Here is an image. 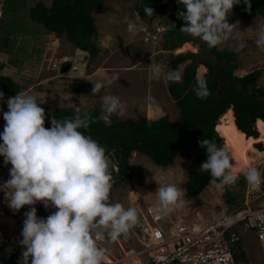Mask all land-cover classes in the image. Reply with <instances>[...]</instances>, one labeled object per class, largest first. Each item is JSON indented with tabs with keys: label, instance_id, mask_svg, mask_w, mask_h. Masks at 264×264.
Here are the masks:
<instances>
[{
	"label": "rangeland",
	"instance_id": "rangeland-1",
	"mask_svg": "<svg viewBox=\"0 0 264 264\" xmlns=\"http://www.w3.org/2000/svg\"><path fill=\"white\" fill-rule=\"evenodd\" d=\"M38 1L46 6L51 3V0H0V75L8 76L17 82L20 85L18 93L34 95L40 107L50 109L79 107L81 111L97 107L102 115L105 114L102 111V98L111 94L119 96L126 105L123 115L112 114L118 119L136 118L138 115L151 118L159 115L161 111L166 112L170 120L176 117L179 109L169 91L170 81L150 78L149 64L152 58L156 63L168 65L170 70L179 69L183 74L184 67L189 61L173 63L169 59L181 51L196 52L198 46L184 42V46L182 44L183 47L175 51L163 46L164 32L169 27L165 22H170V27L184 24V21L178 18L177 12L170 8L168 0H160L166 5L165 14L163 17L154 18L152 22L138 16L136 5L140 0H105L102 7L93 9L91 13L97 28L95 44L99 48L94 57L76 48L64 34L59 37L49 36L50 31L42 23L34 21L30 15L31 7ZM237 16L239 15L231 10L228 23L231 25L239 22L237 29L240 34L237 29L234 30L226 41L215 48L219 51L229 49L238 55L239 65L234 71L236 76H243L256 68L261 69L258 84L264 86V57L256 53L261 47L257 50L258 37H254L258 35L260 28L264 27V19L251 18L246 21ZM129 20L135 22L140 29L135 36L127 32ZM243 24L245 29L241 31L239 26ZM155 26L161 27L159 33L153 32ZM197 40L202 42V54L216 60L215 55L208 51V45L199 38ZM2 53L5 54L4 60L1 59ZM72 59L77 63L76 67H73ZM64 62H69L66 70H62ZM4 64L6 68L3 67ZM199 66L200 64L197 65L195 78H201L207 72L204 65L202 72ZM114 75L119 79L108 85L105 77L111 78ZM98 81L104 82L105 87L99 93L91 94L93 83ZM71 82L87 83L86 92L73 93L69 88ZM149 97L152 99L149 100ZM7 110V99L3 98L0 100V130L4 128L3 113ZM232 112L230 107L223 117L217 120V123H220L217 127L224 142L222 147L226 148L233 164L231 171L239 174V179L234 185L225 186L223 189H217L214 184L209 183L195 198H188L185 195V207L174 209L176 212L187 216L198 214L199 217L216 216L228 210L229 205L224 196L226 188L241 193L243 202L249 200V204L263 198L264 184L253 189L245 179L242 186L241 177H245L250 167H256L264 174V151H257L253 147L252 137L250 141H246L236 132ZM254 128L258 129L255 122ZM260 135L264 137L261 133ZM193 155V151L188 149L179 153L171 165L159 166L148 156L133 151L129 158L133 177L112 186L111 202L120 203L126 208L134 207L133 204L140 205L141 208L148 204H159L155 194L159 186L175 183L185 189ZM110 161L114 162L111 159ZM10 168L11 165H4L3 157H0V179L3 181L9 179ZM34 206L38 217L46 218L55 211L51 207L45 209L39 202ZM28 209L29 206L26 205L25 212ZM244 234L247 262L242 261V264H264V252L260 243L251 233L246 231ZM122 236L127 245L133 246L138 243L135 238L133 240L131 229ZM129 236H132L130 240ZM101 244L106 249V254L114 256L116 245L108 242Z\"/></svg>",
	"mask_w": 264,
	"mask_h": 264
},
{
	"label": "clouds",
	"instance_id": "clouds-1",
	"mask_svg": "<svg viewBox=\"0 0 264 264\" xmlns=\"http://www.w3.org/2000/svg\"><path fill=\"white\" fill-rule=\"evenodd\" d=\"M178 3L185 9L177 12L184 21L180 31L198 37L210 48L226 41L237 29L239 22L230 25L227 17L241 0H178ZM243 3L246 10L250 9L249 0ZM144 11L149 16L154 14V9L147 5ZM156 27L160 26L153 27V32L159 33L161 29L156 32ZM139 30L135 22H127L130 35L135 36ZM256 44L264 47V27L258 32ZM151 61L150 78H163L166 82L182 80L179 69L170 70L168 65L156 63L152 58ZM118 79L115 75L105 77L108 85ZM103 87L104 82L93 83L91 94L99 93ZM193 91L201 99L210 95L203 77L197 80ZM3 98L4 93L0 92V100ZM39 105L34 95L25 92L9 97L0 133V157L4 165H11L9 179L0 183V191L14 212L29 206L23 214L19 244L25 250L19 264H104L106 249L97 243L104 233L97 230L103 228L115 241L137 224L139 209L110 200L113 186L110 158L104 147L85 134L94 118L77 107L74 117L53 118L51 127L46 128V113ZM125 108L119 96L105 95L102 98L105 114L99 119L110 127L112 114L123 115ZM199 144L207 153L200 170L209 172L211 183L217 189L234 185L239 174L231 171L233 164L227 150L211 139L200 140ZM245 179L253 189L264 184V174L256 167L246 171ZM155 194L163 213L186 205V189L175 183L159 186ZM37 202L55 211L46 218L38 217L34 206ZM225 222L231 223V218L225 216Z\"/></svg>",
	"mask_w": 264,
	"mask_h": 264
},
{
	"label": "trees",
	"instance_id": "trees-1",
	"mask_svg": "<svg viewBox=\"0 0 264 264\" xmlns=\"http://www.w3.org/2000/svg\"><path fill=\"white\" fill-rule=\"evenodd\" d=\"M105 0H51L49 6L38 1L31 7V18L44 27L54 32L57 37L64 34L66 38L80 50L87 51L91 57L96 56L99 48L95 44L97 28L91 11L102 7ZM174 12L183 11L184 6L178 0H168ZM250 9L241 0L234 5L232 12L244 19L253 15L264 16V0H249ZM154 9V14L149 16L144 7ZM165 3L160 0H140L136 5V11L141 19L149 22L158 16L165 14ZM229 21V17H227ZM164 32L163 46L168 50L179 49L184 42H191L198 46L196 52L181 51L169 60L173 63L189 61L184 67L182 80L170 82L169 91L175 99L178 113L170 120L166 112L151 118L138 115L136 118L118 119L111 116V126H106L97 107H90L88 112L94 122L90 123L85 132L90 135L106 150V155L118 164L117 173L113 175V186H116L133 177L130 169L129 158L133 151L148 156L159 166L171 165L175 157L182 151L191 149L193 158L190 161L188 179L185 182L186 197L195 198L207 184L213 179L209 172L201 171L200 165L207 159V153L199 144L200 140H215L218 147H222L221 136L217 130L218 118L225 111L232 108L233 126L236 132L244 139L255 138L253 144L257 151H264V86L258 84L261 69L256 68L243 76L234 75L238 67V55L229 49L217 50L210 48L209 52L215 55L216 60L203 55L202 42L189 34L182 33L177 25ZM207 51V52H208ZM202 72L204 65L207 72L202 76L209 89L210 95L206 98H198L193 91L199 78H195L197 65ZM69 62L62 64V70H66ZM87 83L71 82L69 88L73 93H85ZM20 85L8 76L0 75V92L8 99L16 95ZM46 113L45 127L49 128L53 118H72L76 114L71 107L50 109L42 107ZM81 111V112H85ZM235 116V122H234ZM223 117V116H222ZM260 118V119H258ZM263 120V121H262ZM254 122L258 127L254 128ZM236 123V124H235ZM237 125V126H236ZM216 127V130H215ZM241 131H239V129ZM256 127V126H255ZM4 129V128H3ZM0 130V133L3 132ZM83 131V130H82ZM248 136L245 138V134ZM245 177H241V185H244ZM239 193V192H238ZM235 193L232 188H226L224 192L228 208L240 206L243 203L241 193ZM247 262V256L241 251L239 257ZM0 264H11L9 261L0 260Z\"/></svg>",
	"mask_w": 264,
	"mask_h": 264
},
{
	"label": "built area",
	"instance_id": "built-area-1",
	"mask_svg": "<svg viewBox=\"0 0 264 264\" xmlns=\"http://www.w3.org/2000/svg\"><path fill=\"white\" fill-rule=\"evenodd\" d=\"M160 29L155 28L156 32ZM117 170V162H111L112 177ZM24 207L16 212L11 210L0 191V259L13 264H19L25 250L19 244ZM143 209V216L131 228L136 245L123 246L119 242L123 236L112 241L106 230H97L104 233L103 238L97 239L98 246L102 247L101 242L116 245L114 256L106 254L108 260L104 264H242L238 257L247 250L246 231L264 252V195L254 204L248 200L216 216L201 218L175 210L163 213L157 204L145 205ZM225 216L231 218V223L225 222Z\"/></svg>",
	"mask_w": 264,
	"mask_h": 264
},
{
	"label": "crops",
	"instance_id": "crops-1",
	"mask_svg": "<svg viewBox=\"0 0 264 264\" xmlns=\"http://www.w3.org/2000/svg\"><path fill=\"white\" fill-rule=\"evenodd\" d=\"M236 17V16H235ZM262 18V19H264V16H261V15H253V16H251L249 19H251V18H253L254 20H257V19H259V18ZM237 18H240L241 20H249V19H244L243 17H241V16H237ZM237 28H238V26H237ZM239 28H241V31H243V29H245V25L243 24V26L241 25V27L239 26ZM245 31V30H244ZM237 32L239 33V29H237ZM259 32V31H258ZM257 32V33H258ZM50 35L49 36H53V35H55L54 34V32H50L49 33ZM240 34V33H239ZM254 37L255 38H257L258 37V35H254ZM185 44V43H184ZM184 44H183V46H184ZM72 45V44H71ZM182 46V47H183ZM181 47V48H182ZM257 50H258V46H257ZM257 50H255V51H257ZM83 51V50H82ZM85 51V50H84ZM254 51V50H253ZM87 52V51H86ZM5 53H7V52H5ZM252 53V52H251ZM258 55H262V57H264V47H261L259 50H258V52H256ZM87 54H88V56H89V53L87 52ZM4 53H2V57H1V59L2 60H4L3 58H4ZM8 55V54H7ZM248 58H249V55H248ZM73 60V59H72ZM72 62V64H73V67H76V65H77V63L73 60V61H71ZM23 65V64H22ZM21 65V66H22ZM239 65V64H238ZM3 67H5L6 68V65L4 64L3 65ZM238 68V67H237ZM254 70V69H253ZM249 72H251V71H249ZM248 72V73H249ZM261 72H262V70H261ZM247 74V73H246ZM245 74V75H246ZM261 77V74H260V76H259V78ZM259 80V79H258ZM259 119V118H258ZM258 130V129H257ZM259 132V131H258ZM260 134V133H259ZM261 136V135H260ZM151 203V202H150ZM134 205V207H137L138 209H139V214H138V217H141V215L143 216V214H144V209L143 208H141L140 207V205L138 206V205H135V204H133ZM198 216V215H197ZM199 217V216H198ZM203 217H205V216H203ZM199 218H201V217H199ZM130 237L132 238V236H129V240H130ZM124 237L123 238H120V244H122L123 246H128L127 244H125L124 243Z\"/></svg>",
	"mask_w": 264,
	"mask_h": 264
},
{
	"label": "bare ground",
	"instance_id": "bare-ground-1",
	"mask_svg": "<svg viewBox=\"0 0 264 264\" xmlns=\"http://www.w3.org/2000/svg\"><path fill=\"white\" fill-rule=\"evenodd\" d=\"M225 113H226V111H225ZM225 113H224V114H225ZM224 114H222V115L220 116V118H221ZM232 121H233V119H232ZM215 128H216V127H215ZM217 130H218V127H217ZM239 131H240V130H239ZM243 133H244V132H243ZM245 138H247V137L245 136ZM248 140L250 141L251 138H249ZM254 140H255V138H254ZM252 145L254 146L253 143H252ZM254 147H255V146H254ZM224 148H225V147H224ZM255 148H256V147H255ZM225 149H226V148H225ZM256 149H257V148H256ZM157 206H159V204H157ZM198 216H199V214H198ZM201 217H202V216H201ZM105 258H106L105 260H108V257L105 256Z\"/></svg>",
	"mask_w": 264,
	"mask_h": 264
},
{
	"label": "water",
	"instance_id": "water-1",
	"mask_svg": "<svg viewBox=\"0 0 264 264\" xmlns=\"http://www.w3.org/2000/svg\"><path fill=\"white\" fill-rule=\"evenodd\" d=\"M218 119H220V117H219ZM259 119H260V118H259ZM218 121H219V120H218ZM262 121H263V120H262ZM234 122H235V116H234ZM263 122H264V121H263ZM235 124H236V123H235ZM236 126H237V125H236ZM237 128H238V127H237ZM238 129H239V128H238ZM215 130H216V129H215ZM239 130H240V129H239ZM240 131H241V130H240ZM242 132H243V131H242ZM244 134H245V133H244ZM245 136L248 137L246 134H245ZM207 185H208V184H207ZM205 187H206V186H204V188H205ZM204 188H203V189H204Z\"/></svg>",
	"mask_w": 264,
	"mask_h": 264
}]
</instances>
